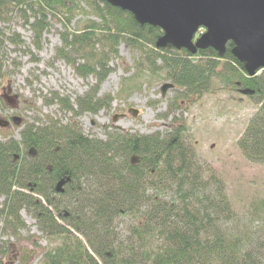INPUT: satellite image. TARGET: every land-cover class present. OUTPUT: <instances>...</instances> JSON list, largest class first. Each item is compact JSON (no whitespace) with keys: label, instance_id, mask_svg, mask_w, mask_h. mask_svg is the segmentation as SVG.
<instances>
[{"label":"trees","instance_id":"16d2710c","mask_svg":"<svg viewBox=\"0 0 264 264\" xmlns=\"http://www.w3.org/2000/svg\"><path fill=\"white\" fill-rule=\"evenodd\" d=\"M77 9L79 26L71 28ZM10 12L28 25L36 49L49 15L60 19L63 31L56 57L80 77L96 79L94 90L74 101L76 116L111 105V97L96 94L120 44L137 54L134 64L125 68L130 74L123 78L124 92L158 77L181 90V98L194 101L210 92L215 80L228 89L253 91L246 96L257 111L237 146L245 159L264 167V68L249 75L233 54L231 41L221 53L210 46L194 52L157 47L163 36L160 28L140 24L132 13L107 0H0V21L7 23ZM5 40L24 46L17 33L5 35L0 29V62ZM54 100L73 111L69 98L54 95L48 103ZM172 107L173 102L168 109ZM185 133L184 124L174 118L163 132L132 134L109 127L104 139L83 135L76 122L27 124L20 140H0L3 228H24L20 211L25 209L46 237L60 238L41 264H264V201L249 214L257 223L254 228L250 223L234 226L237 217L224 182L197 158ZM132 157L138 162L132 163ZM61 179L65 182L60 191ZM124 218L130 226L122 236L117 227Z\"/></svg>","mask_w":264,"mask_h":264},{"label":"rangeland","instance_id":"374dc122","mask_svg":"<svg viewBox=\"0 0 264 264\" xmlns=\"http://www.w3.org/2000/svg\"><path fill=\"white\" fill-rule=\"evenodd\" d=\"M80 14L78 10L71 28L79 26L76 21L81 18ZM9 16L7 23L0 21V29L5 35L17 33L24 46L15 47L6 40L4 42L5 58L0 62L4 74L0 78V100L4 108L0 112L5 118L14 115L21 121L11 123L7 128L0 127V140H20L19 132L27 124L41 126L49 122H76L82 134L90 138L104 139L109 127L148 135L165 131L174 118L186 127L185 138L197 158L208 164L224 182L237 217L233 225L239 228L249 223L253 228L257 225L252 223L254 219L249 214L257 203L264 201V167L245 159L237 146V140L257 111L258 106L253 100L238 89L223 87L218 80L214 81L210 92L195 101L181 98V90L175 88L168 89L162 96L160 88L168 80L159 77L143 80L138 88L124 92L123 78L130 74L125 68L134 64L137 54L120 44L118 56L110 58V71L96 94V97H111V105L96 114L84 111L76 116L78 109L74 101L92 92L96 79L94 76L80 77L72 65L56 57L55 50L61 45L60 32L63 31L60 19L49 15L48 29L36 49L32 44L33 33L20 15L10 12ZM6 89H10L9 95L14 98L13 106L3 98ZM54 95L69 98L73 111L63 109L56 100L48 103ZM171 102L173 107L169 110ZM129 108L139 110L137 115L132 116ZM115 114L125 116L114 121ZM2 201L0 197V204ZM20 216L25 227L16 232L4 229L0 219V252H4L0 254V264H41L44 253L58 246L61 239L48 238L40 232L35 218L27 210L22 209ZM129 226V219H121L118 232L125 236Z\"/></svg>","mask_w":264,"mask_h":264},{"label":"water","instance_id":"95a60500","mask_svg":"<svg viewBox=\"0 0 264 264\" xmlns=\"http://www.w3.org/2000/svg\"><path fill=\"white\" fill-rule=\"evenodd\" d=\"M114 6L132 13L140 24L156 26L163 31L156 46L171 45L186 48L191 52L195 48L212 47L218 52L224 50L226 42L231 41L235 47L233 54L244 63L249 75H254L264 68V0H107ZM199 29L201 33L193 43ZM166 82L161 86V94L173 88ZM243 95L253 91L241 88ZM13 106L14 101L7 100ZM132 116L138 110L129 109ZM124 114L113 116L117 121ZM11 121L19 124L20 117L13 116ZM9 121L0 116V127L6 128ZM34 154L33 149L30 150ZM132 163L138 162L132 157ZM65 180L57 183V189Z\"/></svg>","mask_w":264,"mask_h":264},{"label":"flooded vegetation","instance_id":"af4514ba","mask_svg":"<svg viewBox=\"0 0 264 264\" xmlns=\"http://www.w3.org/2000/svg\"><path fill=\"white\" fill-rule=\"evenodd\" d=\"M10 89H6V90H4V93H3V98L7 101V100H14V98L13 97H11L10 95ZM0 115L2 116V114H1V112H0ZM2 117H4L5 118V116H2ZM6 119L9 121V125L12 123V121H11V119H12V117L11 116H7L6 117ZM9 125L7 126V127H9ZM6 127V128H7ZM30 257H31V255H30Z\"/></svg>","mask_w":264,"mask_h":264}]
</instances>
